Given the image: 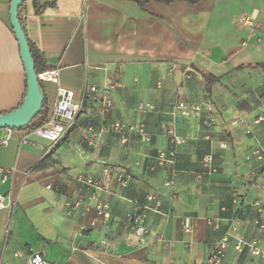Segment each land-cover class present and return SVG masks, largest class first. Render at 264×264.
Masks as SVG:
<instances>
[{
  "label": "crops",
  "instance_id": "crops-1",
  "mask_svg": "<svg viewBox=\"0 0 264 264\" xmlns=\"http://www.w3.org/2000/svg\"><path fill=\"white\" fill-rule=\"evenodd\" d=\"M38 1L54 4L37 13L33 0H24L19 18L26 38L57 71L56 81H40L46 118L62 92L83 105L53 144L30 128H13L0 145V166L13 167L5 181L0 175V193L4 202L15 199L12 211L0 208V262L24 264L15 250H40L59 264H264L238 243L264 240V228L254 223L264 221V160L251 156L264 147V119L255 122L264 115V0ZM9 4L0 0V113L16 108L26 90ZM91 85L108 86L112 106L103 118ZM179 99L207 102L211 112L180 115ZM139 102L153 109L141 111ZM102 119L140 124L146 139L131 133L122 143L104 132L99 149L86 145L87 126L96 133ZM168 127L184 141L172 163L157 164V153L172 147ZM5 133L0 127V137ZM205 153L216 172H203ZM80 172L101 181L95 193L109 201L105 222L92 206L64 213ZM117 172L130 176L123 188ZM171 173L173 184L164 185ZM148 194L159 212L145 210L148 232L141 239L125 213L134 202L155 206ZM185 216L195 218L190 234L182 230ZM226 234L214 262L211 254Z\"/></svg>",
  "mask_w": 264,
  "mask_h": 264
},
{
  "label": "built area",
  "instance_id": "built-area-1",
  "mask_svg": "<svg viewBox=\"0 0 264 264\" xmlns=\"http://www.w3.org/2000/svg\"><path fill=\"white\" fill-rule=\"evenodd\" d=\"M240 22L248 24L246 18H240ZM57 71L55 69H46L40 72H37V77L40 81H56L57 80ZM107 85H102L98 87L96 85H91L89 91L92 94L94 100L100 102V112L103 116L108 112L112 106L111 95L107 91ZM82 101H73L72 96L68 92H62L59 97L55 100L52 110L46 118L45 122L35 128H30V131L44 139L49 140L52 144L58 141L66 130L75 124L76 118L80 113L82 108ZM138 109L141 111H150L153 109V105L147 102H139ZM174 109L177 113L183 116H195L197 118H202V113L205 111L207 113L211 112V105L204 101H185L184 99H179ZM264 119V115H258L255 118V122H259ZM5 135L0 137V145L6 144L8 139L11 136L13 128L5 127ZM111 132L116 134L120 142L124 143L127 141L128 136L131 133H137L141 138L146 139V136L143 132L142 126L138 125H129L125 124L119 120L106 122L103 119L98 125V131L95 133L92 126H87L85 132L83 133V141L86 145L99 149L100 141L97 139L101 133ZM168 135V140L172 145L171 148L167 150H161L154 157V160L157 164L163 163H172L176 153V145L184 141V138L176 134L172 127L166 129ZM251 156L257 160H264V147H255L251 150ZM201 166L203 172L210 174L216 172V166L213 164V158L211 153H205L201 158ZM101 164V174L106 176L109 173V164L102 160ZM13 171V167H2L0 166V175L1 181H5L9 174ZM174 174H170L164 180L163 184L170 186L174 182ZM129 174L124 172H117L115 174L114 180L118 187L123 188L128 184ZM76 179V193L73 196H70L64 200V213L66 215H71L72 212L80 206L81 214H84L91 206L94 209L95 216L100 218L103 222L109 219L110 217V207L109 201L97 197L95 190L103 189L101 181L93 177L90 174L80 172L75 176ZM49 187V186H48ZM148 200H154L155 206H150L149 204H143L139 202H134V206L125 213V218L129 223L130 228L133 230L134 234L139 238L143 239L147 234L148 230L145 225V210H153L159 212L157 206L159 201L156 199L155 195L148 194ZM15 202V199L8 196L7 202L3 201V195L0 193V208H7L12 211V204ZM12 208V209H11ZM258 211H261L259 208ZM93 222V220H92ZM254 223L260 228H264V221L255 218ZM195 224V218L191 216H185L182 219V230L185 234H190L192 228ZM9 231V225L4 227L3 230V239L7 236ZM229 234H226V237L223 238L215 250L211 254L210 259L214 262L218 261L222 255V249L227 243V238ZM156 240H161V235H156ZM101 243L107 246V242L104 240ZM239 244L247 247L249 252L252 255H259L264 259V240L260 237H254L249 241H239ZM13 256L17 258H22L24 264H59L55 261L47 260L40 250H32L30 252H24L21 250H15ZM0 264H7V262H0Z\"/></svg>",
  "mask_w": 264,
  "mask_h": 264
},
{
  "label": "water",
  "instance_id": "water-1",
  "mask_svg": "<svg viewBox=\"0 0 264 264\" xmlns=\"http://www.w3.org/2000/svg\"><path fill=\"white\" fill-rule=\"evenodd\" d=\"M23 1L10 0L9 23L18 42L20 58L25 70L26 90L19 106L10 111L0 113V127L21 128L28 124L41 108L44 99L41 83L34 69V62L26 34L18 16V8Z\"/></svg>",
  "mask_w": 264,
  "mask_h": 264
},
{
  "label": "trees",
  "instance_id": "trees-1",
  "mask_svg": "<svg viewBox=\"0 0 264 264\" xmlns=\"http://www.w3.org/2000/svg\"><path fill=\"white\" fill-rule=\"evenodd\" d=\"M137 1L139 3H144L147 0H137ZM166 1H171V0H166ZM192 1H195V0H192ZM53 4H54V1L40 3L38 0H33V5H34L35 11L37 13L41 12L44 9V7L49 6V5H53ZM21 6H22V4L18 8V16H19V11H20ZM20 22H21V20H20ZM21 26L24 30L22 22H21ZM27 41H28V44L30 47V52H31V56H32V59L34 62L35 71L40 72L42 70L50 69V68H48L42 54L33 46V44L28 39H27ZM24 95H25V93H24ZM24 95L22 97V100L24 98ZM22 100L20 101L18 106L21 104ZM46 115H47V108L45 106V101L43 99L42 106L39 109V111L34 115V117L31 119V121L28 124L24 125L21 128H35V127L42 125L46 120Z\"/></svg>",
  "mask_w": 264,
  "mask_h": 264
}]
</instances>
